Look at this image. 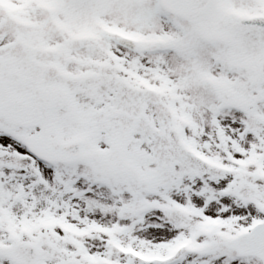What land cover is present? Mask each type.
I'll list each match as a JSON object with an SVG mask.
<instances>
[{
	"label": "snow or ice",
	"instance_id": "6c2138e0",
	"mask_svg": "<svg viewBox=\"0 0 264 264\" xmlns=\"http://www.w3.org/2000/svg\"><path fill=\"white\" fill-rule=\"evenodd\" d=\"M0 264H264V0H0Z\"/></svg>",
	"mask_w": 264,
	"mask_h": 264
}]
</instances>
